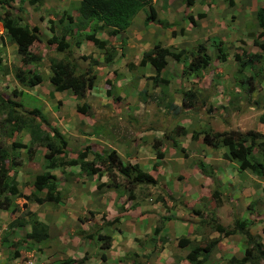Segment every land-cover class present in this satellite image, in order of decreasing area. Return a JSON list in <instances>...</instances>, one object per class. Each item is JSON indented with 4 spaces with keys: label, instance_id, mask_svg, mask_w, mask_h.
<instances>
[{
    "label": "rangeland",
    "instance_id": "obj_1",
    "mask_svg": "<svg viewBox=\"0 0 264 264\" xmlns=\"http://www.w3.org/2000/svg\"><path fill=\"white\" fill-rule=\"evenodd\" d=\"M21 1H24V3H20L19 5V0H0V12L7 9L8 11H11L13 15H17L21 24H26L29 26H33L34 24L42 25V23H44V20H46L45 24H58L57 18H60L61 16L63 19V23H65L67 22L65 19L69 18L72 21V17H76V4H74V2H71L74 0ZM183 1L184 0H176L175 5L168 6L169 11H166L167 0H156V2L154 3L156 17L151 24L145 27L141 24L142 18L139 17H143L146 10H140L133 17L131 21L132 25H130L126 31L124 30L125 32H122L116 38H107L105 36V38L109 40L108 43H112L116 48L115 50L117 52H120L122 56L109 64L106 69L98 70V72L96 73V75H98V78L96 80V84L92 88V91L97 90L98 86H100V88H107L108 91L105 94V97L109 96V98H111V104H115L116 106L114 108L110 107L109 111L117 116V119L112 118V120H109V122H103L105 123L104 128H101L105 130V142L110 147L125 146V144H129V142H131V145H135V143L137 142V140H135L136 138L129 139L130 136H133L134 130L138 133L137 138L141 140L142 144H144L145 139L144 137H141V133L151 130L152 132L158 131V133H163L162 138L156 141H151V152L155 148L160 151L162 148H165V151H167L166 148L169 147L171 152L173 150L172 142L174 141V137H178V131H176V128H178L180 124L186 123L188 125V127H186L187 130H185L186 132H188V135L185 139H183V142H181L182 146L180 144H174V147L176 149V152H174L175 157L178 158L180 162H182V159H184L183 162L187 165L189 164V168L185 170L187 173L183 174V171H181V169L172 166L170 163L169 166L171 167V169L167 170L165 176L160 177L155 175L157 185L149 186L151 188V191H148V188H146L144 185L135 186V188H138H134V200L137 205H139L140 202L144 201V193H146V196L148 197L152 193L159 191L161 192V188L159 187V185H161L162 181H166L165 188L169 192L171 191V188H174L176 186L174 185V183L177 185L180 183H192L189 178H192L193 175L196 176L197 171H199V169L193 168L194 163H196L197 160L201 161L199 155L202 156L203 161H208L209 158L218 156L219 151L218 154L216 153L217 150H210L212 151L210 152L208 149H206L208 147L204 146L200 141H198V138L192 140L190 138V134L192 132H197L199 130L207 128H210L214 132H221L224 130L227 131L231 130V128H243L244 130L241 132H245L248 130H258V114L252 108L253 103L262 104V109H264V59H261L260 62H254L250 69H246L244 71L245 78H252L251 87L255 89L250 94L249 98H244L242 96V93H240L239 99L235 98L233 100V104H227V100L236 85V63L234 61V55L239 56V58H246L249 56H254L256 54L261 56V50L258 46L264 44V29L259 28L255 20V11L260 5H257L255 0H249V2H247L246 4L247 8L244 7L241 13H237L235 8L232 6L231 0H195L190 7L181 5ZM240 1L243 4V0ZM234 5H237V3L234 2ZM32 6H35L36 10H32ZM160 6H163L164 8L160 9ZM177 7L179 8L178 11L175 10ZM17 9L20 10L21 13ZM186 9L191 12L190 14L193 18V23L191 25L188 24L187 16L185 15ZM166 14L168 17H165V19L163 15L165 16ZM161 24H166L167 28L161 27ZM57 31L58 29H56L55 32V34H57L55 39L59 38L60 36V32L58 33ZM74 31L75 30L71 29L67 33L66 41L69 45V53H57L52 47V51L50 52L49 56L56 60L65 61V59H67L70 62H74V64L76 62L73 59L72 54H75L79 59L81 56L89 57L92 59L93 57L99 58V51L95 48H92V45L83 42V33H75ZM75 38L76 40H78V46L74 44ZM47 39L48 38H43V40L45 41ZM43 44L45 45L44 41ZM154 44H158L160 45V47L167 48L170 52L173 53H177L179 51L183 52L178 62L174 61L170 57L166 58L165 68L162 73L159 74V78L165 80V82H158L155 86L152 85L151 81L149 80V77L153 75L152 70L148 67L147 69L141 70L137 66V63L142 54L149 50ZM199 44L204 46L205 55L210 59V64L204 69H200V71L196 74L182 72L185 70V65L190 62L192 56L195 54L196 46ZM217 45H219L222 53L224 54L223 61L216 58L218 52L216 51ZM12 46L14 45L12 44V41H10L8 36L5 35L4 37L3 35V45L2 47L0 46V93H6L7 90L12 91L16 87L18 88V86L16 85L17 82L13 79L12 76L13 70L16 68L15 64L17 63V59L15 58L14 53L13 51H11L13 49L10 48ZM3 60L9 64L10 71H7V66L2 65ZM103 64L104 62H102L101 60V65ZM75 66V73H80L81 71L77 67V64H75ZM95 70L96 69H94V71ZM41 77V87L39 86L36 88L28 89L25 93L22 94V99H29V101H31L37 108L39 105V98H37L35 95L36 90H40L42 88H45L46 86H50L48 83V79L44 77L43 74H41ZM238 78L239 77L237 76V80ZM1 90H4L5 92H2ZM141 90L144 91V95L142 96L138 94ZM187 90L193 91L197 96L196 100L192 103L193 107L189 110H185L183 109V107H181L178 112L174 111L173 113L167 110L165 104L167 102H171L172 104L175 103L176 106H179L181 103L182 93ZM10 97L11 93H9V98ZM210 97H212L214 104L217 103L216 108H211V105L208 102ZM120 99H122L123 101H119ZM154 99L157 100L158 104H155ZM225 101L226 105H221V102ZM144 104L145 107H141ZM22 105L24 107L26 106L25 103H22ZM16 111L17 113L21 114L20 112L22 111V109L19 110L18 108L16 109ZM24 113H26V111ZM80 115L81 114H79V116ZM3 119L4 110L0 108V143L2 144V146L9 152V145L11 142L26 144L28 142V139L24 131L16 132L12 135V137L6 136V133H8V129L7 124L2 122ZM113 120L116 121L113 122ZM94 125L95 124H93L90 128H86L81 123L76 126V129L79 132H83L84 130L96 132L97 127ZM66 128L69 129V127ZM30 147L32 149L34 148L33 151H38V148H36L37 144L31 143ZM109 149V147H106L105 150ZM96 150H98L97 147ZM14 155L17 156H14V161L16 162V160H20L21 165L23 162H26V164L30 162V159H27L30 156L26 154V150L24 149H16ZM120 157L122 160L124 156L121 154ZM127 157L128 161H126L124 164H128V162H131V157ZM136 158L137 157L134 156V162L137 161ZM141 159L143 160V162H146L147 158L144 154H142L138 158V161L140 162ZM151 162L148 161L147 164L143 163L144 166L142 167V170L148 171L144 167H148L151 169ZM41 164L42 159L41 157H39V159H37L35 163L30 162L28 166H26V168L22 169L32 170L35 173H38L40 172ZM95 168L98 171L94 172L93 174H96L98 172L104 173V170H102L98 163L95 164ZM160 170L164 172L162 166L159 171ZM178 170L181 171L179 172V174ZM156 171H158V169H155L154 172ZM112 172L115 178L114 182H116L117 185L122 186L123 179L121 178V176H119V174L114 170H112ZM205 173L207 174L208 170H204V174ZM182 174L183 178L180 182H178L175 178L177 175L179 176ZM91 175L92 174H90V176ZM104 177H106L107 184H112L110 177H108L106 173H104ZM246 183H249L253 186L254 189H256V183L250 182L249 179L246 181ZM143 187H145L144 191L143 189H141ZM100 188L101 187H99V189ZM155 194L160 197L159 193ZM132 197H134V194H132ZM215 199H217V197L213 198V196L207 198L203 197L201 199V202L203 203V206H205V208L204 210H200V215H197L199 224L198 231L202 233V238L204 239V243H199L201 244L200 247L205 246L206 243L209 242L208 237L214 234L212 233L213 230L210 225L201 223L199 221L203 219L204 221H208V223H212L213 219H211V217L214 218L216 212L215 208L212 209V204L216 205ZM155 201L156 199L154 200V202ZM177 202L180 201L173 200L171 204L179 205V203ZM225 202L228 205L229 209H231V202ZM257 203L258 202L256 201V199L253 198L251 200V203L249 205L250 214L254 213V208L256 206L259 207ZM16 205L18 209L16 213H11L7 210V215L4 214L0 218V264H27L28 262L32 263L35 262L36 259L41 258V254L43 252L47 254V263L45 264H64V262L68 260V264H82V262L87 258V256H84L83 251L81 250L82 246L80 249H78L77 246H63V248L69 255L68 259H65L59 254L54 256V254L58 251L57 246H48L49 242H44L42 244L30 242L25 237V221L20 219L22 217L24 219L26 217L25 210H29L27 209V206L26 209H22V207L20 206L21 201H18ZM124 205H128L126 200L121 201L119 208L120 211H123ZM43 206H49V204H44ZM199 206L200 205L198 204L197 207ZM243 210H245V208ZM259 212L260 213L257 212V214L262 215L264 213V209L260 208ZM232 216L233 209L231 213L229 211L227 214L226 209H224L220 213V221L216 220L215 218L214 219L218 221V223L220 222L222 226L228 228V226H231L230 220L232 219ZM15 218H19V222H22L20 223V227L14 229L18 230L16 232H14V230H12L10 226L11 221ZM79 218L81 220L83 216H80ZM24 220H27V217ZM253 222L257 223L255 221V218L254 220L250 221V224ZM101 227V231H98L99 228H97V226H93L91 228L89 227L90 229L88 228L86 233L79 234L78 232H76L75 235H77L78 237H84V240H86V235H90L91 238L93 234L92 244L98 246V242L100 243V241L97 240L98 233L105 234L107 231L108 237L110 236V234L117 233L115 229H106L105 225ZM142 227H146V225H141L140 228ZM181 230L184 231V228L181 227ZM245 230H248L247 226ZM88 232H90L91 234ZM128 234L129 232L127 231H121L119 235L121 237H126ZM235 234L237 235L238 233L235 232ZM250 234H252V236H250L252 240L255 242L258 241L260 248L264 249V246H262L260 243L261 240L264 239V236L262 235L263 233L261 231L251 229ZM256 236L258 237L256 239L257 241L255 240ZM237 237L238 238L234 237V240H239L240 242L245 243V237L242 234H240L239 236L237 235ZM222 239L223 237L220 236H218L217 238L218 241H221ZM224 239V241L215 246L214 252L208 262L230 264L228 260L231 257H234L236 259L241 258V256H237V246H226V241L231 242L233 238ZM84 240L83 242H86ZM92 244H90V246H92ZM139 245L145 246L142 245V243ZM231 245H233V243H231ZM69 250L71 251L69 252ZM72 250L75 252L72 253ZM73 256H77L78 259L72 260L71 257ZM144 256V254L141 255L142 258L139 262L140 264H145V260L147 258ZM132 258L133 257L130 256L127 260H131ZM257 264H264V260H257Z\"/></svg>",
    "mask_w": 264,
    "mask_h": 264
},
{
    "label": "crops",
    "instance_id": "obj_2",
    "mask_svg": "<svg viewBox=\"0 0 264 264\" xmlns=\"http://www.w3.org/2000/svg\"><path fill=\"white\" fill-rule=\"evenodd\" d=\"M80 0H74L71 2H74L76 4L75 10L77 11L78 5ZM195 0H190V4L187 7H190L191 4H193ZM232 6L235 8L237 13H241L242 10L246 7L247 2L249 0H243V4L240 0H231ZM238 1V2H236ZM263 0H256L257 5H261ZM156 0H151V6L154 8V3ZM234 2L237 3V5H234ZM24 3V2H23ZM176 3V0H167L166 6L168 10V6L172 5L174 6ZM260 3V4H259ZM181 5H184V2L181 3ZM180 6V5H179ZM178 6V7H179ZM185 6V5H184ZM176 8L175 10L178 11L179 8ZM163 6H160V9H163ZM32 10H36L35 6H32ZM186 16L191 15L189 10H185ZM21 13V11H20ZM77 15V12H76ZM163 17H168L167 14ZM192 17V16H191ZM76 17H72V22L75 21ZM141 19V24L143 21V17H139ZM59 18H57L58 20ZM166 19V18H165ZM42 23V25L34 24L40 34V38L42 39L41 42L33 41L29 47V52L39 55L40 60L36 64H26L23 65L19 61V56L16 54L15 51V45L10 47L11 51H13L15 58L17 59V63L15 64L16 68H19L23 72L26 71H32L35 74H38L41 77V74L44 75L47 79L50 77V71H49V60L53 59L50 57V52L52 51L51 47H47L43 44V38H56L57 34H55L56 29H58V33L60 32V35L62 33V24H45ZM40 22V20H39ZM132 25V24H130ZM2 28V27H1ZM129 28V27H128ZM1 30L0 39L2 42H0V46L3 45V35L5 37V33L3 29ZM71 30V29H70ZM69 30V31H70ZM127 30V29H126ZM125 30V31H126ZM68 31V32H69ZM123 31V32H125ZM75 33H78L77 31H74ZM87 32V31H86ZM86 32H83V42H86L90 45L92 43L90 42L89 38L85 36ZM122 32H120L117 36H108L105 34V32H98L94 36L99 40L109 41L107 38L109 37H118ZM59 35V34H58ZM43 37V38H42ZM65 39L67 40V34L65 35ZM0 40V41H1ZM76 41V38H75ZM74 41V42H75ZM79 44L77 43L76 46ZM46 46V47H45ZM93 46V45H92ZM91 46V47H92ZM110 46L114 49L115 46L110 43ZM94 48V47H92ZM96 49V48H95ZM99 51V58L93 57V60L96 59L97 66L94 68L96 69L93 72L95 73V79L93 86L96 84V80L98 78V75L96 73L98 70L106 69L109 64H111L113 61L121 57L122 55L120 52H117V55L111 60L110 62H104L103 65H101V60L103 59V52L102 50L96 49ZM148 51V50H147ZM73 59L75 60V64H77V67L80 69L81 72H85L88 69V61H83L81 58L79 59L75 54H72ZM141 58V57H140ZM140 60V59H139ZM103 62V60H102ZM3 66H7V71H10V66L8 63H6L4 60L2 61ZM138 66V65H137ZM150 68L153 73V69L150 66H143L139 67V69L144 70ZM15 68V69H16ZM6 69V68H3ZM13 76V75H12ZM153 76V75H152ZM14 79V78H13ZM42 81V77H41ZM49 85L45 88H42L40 90H36V97L39 98V105L38 108L34 106V104L29 101L27 98L22 99V94L25 93L28 89L41 87V82L33 87H23L16 83L18 88L16 87V91L14 90H7L6 93H0V97L5 100L10 99L13 102L19 103V110L22 109L20 112L23 114L25 111H29L32 108H35L39 110V113L43 120L45 121L46 125L41 124V129L44 132H47L48 129H53L57 131V133L64 139L65 141V147L64 152H66L68 158H74L75 154L78 151H81L85 148H89L90 152H97L101 154V150L104 151L106 147H109L110 149L114 150L115 153L118 155V157L121 160V154L124 156L121 160V162L124 164L126 161H128V157H131V162L128 164H137L140 169L144 166V164H147L148 161H152L150 163V168L144 167L148 171H144L153 178L157 176H165L167 170H170L171 167L169 164L171 163L172 166L178 167L183 171V174L187 173L185 170L189 168V164H185L183 162L184 159H182V162L179 161L178 158L175 157V147L173 146V150L170 152V147L166 148L167 151H165V148L161 149L162 158L161 159H155L153 156V151L151 152V141L158 140L162 138L163 133L156 131L152 132L151 130H148L144 133H141V137H144L145 143L142 144L141 140L137 138V132L134 130L133 136H130L129 139L136 138L137 142L135 145L125 144V146H114L110 147L106 144V135L105 130L101 129L104 128L103 122L109 120H112V118L117 119V116H115L111 111H109V108L116 107L115 104H111V98L105 97V94L107 93V88H100L98 86L97 90H93L92 88L87 92L85 98L82 101H77L73 97V93L71 90L67 89L61 92H57L54 90L53 86L48 80ZM234 90L238 93H240V89L237 87H234ZM2 92H5L4 90H1ZM15 92V95H13L11 92ZM9 93H11V97L9 98ZM4 94V95H1ZM6 94V95H5ZM5 97V98H4ZM28 101V102H25ZM119 101H123L120 99ZM208 102L211 105V108H216L217 103L214 104L212 97L209 98ZM22 103H25V107L22 105ZM84 103L87 108L83 114L79 116V114L76 112V106L81 105ZM222 105H226L225 102H221ZM219 105V104H218ZM173 106H176L175 103H173ZM137 107V106H136ZM141 107H145V104ZM17 108V109H18ZM256 113L259 115L264 109L262 104L253 103L252 107ZM177 109H173L170 111L173 113ZM259 110V111H258ZM130 112V111H129ZM110 113V114H109ZM132 116V115H131ZM125 117V116H123ZM116 120H113L115 122ZM83 124L84 127L90 128L93 124L97 127L96 132H91L90 130L79 132L76 129V126L79 124ZM102 123V125H101ZM258 123V122H257ZM93 126V127H94ZM258 130H253L256 133L264 135V126L261 124H257ZM256 126V128H257ZM66 127H69L67 129ZM179 127H182L184 130H187L186 127L188 125L186 123L180 124ZM231 130H237V131H243V128H231ZM110 131V130H108ZM160 134V136H159ZM188 135V132L186 135L181 137H174V144H181L183 142V139L186 138ZM29 140L28 135L26 136ZM181 138V139H180ZM200 140V137L198 138ZM27 140V141H28ZM182 140V141H181ZM96 147L98 150H96ZM209 151L211 149L206 148ZM36 151V150H35ZM41 151V152H40ZM219 151V154H218ZM212 152V151H210ZM216 152V151H215ZM224 152L223 148L217 149L218 156H214L213 158H209L208 161H203V158L201 155L200 159L201 161H196L194 163L193 168H197L199 164L203 166L202 170H208L207 174H203L200 171H197L196 176H192V178H189L191 182L193 183H180L175 184L174 188H171V191H167L165 188L166 181H162L161 185L159 187L161 188V192H155L159 193L160 198H157V194L152 193L150 196H146V193H144V201L140 202L139 205L135 202V188L132 192L134 194V197L131 200H127L126 193L122 186L117 185V187H114L113 184H107L106 183V177H104V173H99L100 177H97L98 174L89 173L88 175L86 172H81L79 170L78 166H64V167H55L53 169L49 170V173L54 175L56 178V185H57V191L59 192V201L56 204L53 203H44L49 204V206H43L42 205H36L34 203H26L22 199H16L14 201V204H17L18 201H21L22 203H25L27 206V209L29 212L33 213L37 220H39L41 223H43L47 228V239L45 241L39 242H49L48 246H57V252L54 254L61 255L65 259H68L69 255L67 254V251L63 248V246H77L78 249L81 248L83 251L84 256H87V258L82 262V264H140L141 261V255H145L147 259L145 260V264H190L186 260V255L189 252L191 248L194 246H200L199 243H204V239L202 238V233L198 231L199 224H198V216L197 214H192L190 210H199L198 215L201 214L200 210H204L205 206H203V203L201 202V199L203 197H211L212 192L216 191L218 194L215 195L217 199H215V204H212V209L215 208L216 212L214 215V218L216 220L221 219L220 213L222 210L226 209V214L230 211L232 212L233 209V216L230 220L231 228L233 226V220L237 218V220H249L252 221L255 218V221L257 223H249L247 225V232L250 234V230H258L261 231L264 236V213L262 215L257 214L260 213L259 209H264V178L263 177H257L254 176L249 170H243L242 172H239L237 170V166L229 161H226L221 158L222 153ZM42 153V155H41ZM43 153H45V149L42 147H38V151H36L31 159V163H35L39 157L43 156ZM74 154V155H73ZM144 154L146 159V162L138 161V158ZM134 156H136L137 161L134 162ZM92 159V156L88 153L86 160L90 161ZM154 159V160H153ZM130 161V159H129ZM29 162V163H30ZM26 162H23L22 165L15 167V181L17 182V188L20 191L21 194L28 195L32 191L31 182L34 175L38 174L35 173L32 170H23L22 168H26L28 164ZM184 163V164H182ZM21 164V163H20ZM43 164V160H42ZM41 164V165H42ZM163 168L164 172L159 169ZM166 168V169H165ZM208 168V169H205ZM155 169H158V171L154 172ZM198 169V168H197ZM143 171V170H142ZM178 170L179 172H181ZM41 172V168H40ZM90 174H92L90 176ZM182 175H177L176 180L180 182L183 178ZM96 175V176H95ZM192 175V174H191ZM97 178V179H96ZM105 178V179H104ZM250 180V182L256 183V189L253 188L252 185L249 183H246L247 180ZM157 185V184H156ZM155 185V186H156ZM146 188H148V191H151V188L149 185H144ZM99 187H101L99 189ZM145 187L141 188L145 189ZM256 199L258 202L259 207L254 208V213L250 214V211L247 210V206L250 205L252 199ZM156 201L154 202V200ZM248 199V200H247ZM127 201V204L123 206V211H120V203L121 201ZM173 200L180 201L179 205H172L171 202ZM225 201L231 202V209H229L228 205ZM136 203V205H135ZM170 204V205H168ZM200 205L197 207V205ZM20 205V206H21ZM245 208V210H243ZM7 215V212L0 211V218L3 215ZM80 216H83V218L80 220ZM235 217V218H234ZM23 218V217H22ZM26 218V217H25ZM24 218V219H25ZM113 218H117V221L112 224H107V222H110L113 220ZM213 217L211 219L215 220ZM12 219V218H11ZM10 219V220H11ZM85 220V221H83ZM218 223V221H216ZM220 224V222L218 223ZM105 225L106 229L109 228L110 230H116L117 233L110 234L109 236V243L108 248L103 249L101 248L102 241L100 243L98 242V246L92 244V237H88V239L84 240L83 237H78L75 235L76 232H86L88 228L97 226L99 228L98 231L102 230V227ZM141 225H146V227L140 228ZM221 225V224H220ZM222 226V225H221ZM181 227L184 228V231L181 230ZM225 229H231L229 226L224 227ZM89 228V229H90ZM13 229V227H11ZM25 233H29L30 227L29 224H25ZM18 230H14L16 232ZM121 231H127L129 234L126 237H121L119 234ZM90 233V232H88ZM212 236H209V242L216 240L217 243L209 250L206 258V264H218L217 262H208L210 257L212 256L214 252V248L217 244L224 241V238H233V240L226 241V246H237L236 247V253L237 256L242 257V251L245 246L244 242H240L239 240H234V237L238 238L240 234H232L229 236H222L219 235L216 232ZM91 234V233H90ZM99 235L107 236V231L105 234ZM218 234V235H217ZM218 236L223 237V239L220 241L217 240ZM252 236V234H250ZM53 237V238H52ZM216 238V239H215ZM258 237L256 236L255 240ZM86 241V242H83ZM257 241V240H256ZM208 242V243H209ZM230 242V243H229ZM235 242V243H234ZM145 245L140 246L139 244ZM233 243V245H231ZM259 244V242L257 241ZM261 245L264 246V239L261 240ZM92 244V246H90ZM222 245V244H221ZM250 247V246H249ZM52 251V250H51ZM71 250H69L70 252ZM75 251L72 250V253ZM130 254V255H129ZM77 255V254H76ZM104 257V260L100 259V256ZM130 256L133 258L131 260H127ZM47 254L43 252L41 254V258H39L41 261L46 262ZM234 258V257H231ZM230 258V259H231ZM71 259H78L77 256L71 257ZM200 259V257H198ZM229 259V260H230ZM240 259V258H239ZM228 260V262H229ZM257 260H259L257 258ZM256 260V261H257ZM262 260V259H261ZM135 261V262H134ZM77 262V261H76ZM47 263V262H46ZM249 264V263H246ZM257 264V262H256Z\"/></svg>",
    "mask_w": 264,
    "mask_h": 264
},
{
    "label": "trees",
    "instance_id": "obj_3",
    "mask_svg": "<svg viewBox=\"0 0 264 264\" xmlns=\"http://www.w3.org/2000/svg\"><path fill=\"white\" fill-rule=\"evenodd\" d=\"M183 2L186 7L190 4V0H184ZM143 8L147 9V14H145L143 19V25L147 26L154 19V11L150 5V0H80L75 21L72 22L68 18L65 19L67 22L63 23L61 16L58 19V23L63 24L61 35L57 39H47L44 43L46 46L53 47L54 51L57 53H69V45L65 40V35L68 31L70 29L81 33L87 31L85 36L89 38L93 47L102 50L103 62H110L117 55V51L111 47L107 41L99 40L94 35L98 32H105L108 36H117L130 25L133 17ZM187 20L189 25L193 23L191 15L187 16ZM255 20L257 26L264 29V0L261 7L257 8L255 11ZM0 24L5 35L15 44L16 54L19 56V61L23 65L30 63L36 64L39 62L40 56L28 50L29 45L33 41H42L35 26L20 24L17 18L12 16L7 9L0 12ZM161 27L167 28L166 24H161ZM0 42H2V40ZM75 44H77V42H75ZM258 47L261 50V56L256 54L246 58H239V56L234 55V61L236 63L235 84H237L240 89L244 90L245 94H249V87H247V89L244 88L251 85L252 78H245L244 71L250 69L254 62H260L261 59H264V44ZM216 51H218L216 58L223 61L224 54L219 45H217ZM182 54V51L173 53L167 48L154 44L151 49L142 54L137 65L139 67L147 65L153 69L154 74L149 77V80L152 85L155 86L158 82H165V80L159 78V74L162 73L165 68L166 58L170 57L178 62ZM80 58L83 61H88V69L81 73H75L76 66L74 62H70L67 59H65V61L55 59L49 60L50 77L48 79L54 90L61 92L69 89L72 91L73 97L77 101L83 100L87 91L93 87L95 73L92 69L97 66V61L89 57L81 56ZM209 60L208 56L205 55L204 46L199 44L196 46L195 54L192 56L190 62L185 65V70L182 72L196 74L200 69H204L210 64ZM237 76L239 77L238 80ZM13 78L23 87H33L41 82V77L38 74L29 70L23 72L19 68L13 70ZM11 93L15 95L14 91ZM138 94L142 96L144 95V91L141 90ZM236 97V94L230 95L228 104H231V100ZM196 98L197 96L193 91L187 90L182 93L181 104L178 108L173 106L171 102H167L165 106L169 111L173 109L178 110L180 107L190 109L192 108V102H194ZM154 101L155 104H158L157 100L154 99ZM19 105V103L13 102L10 99L3 100L0 97V108L4 110V119L2 122L7 124L8 129L6 136L12 137L16 132L24 131L29 137L26 144L11 142L9 145V152L0 143V211L8 210L11 213H16L18 211L17 205L14 204L16 199H23L26 203H34L36 205L58 203L59 192L57 191L56 178L49 173V170L55 167L78 166L81 172H86L88 175L89 173L98 171L95 168V164L98 163L102 170H104V173L110 177L114 187H117L112 172V170H114L123 179L122 188L127 192L128 199L133 198L132 191L135 186L156 185L157 181L155 178L142 171L137 164H123L112 149L104 150L100 154L97 152H90L89 148H85L78 151L74 158H68L66 152H64L65 141L57 131L48 129L47 132H44L41 129V124L46 125V123L41 117L39 110L32 108L26 111V113L19 114L16 111ZM86 108L87 106L82 103L76 106V112L78 114H83ZM258 122L264 125V113L258 117ZM176 131H178L177 136H184L187 134L182 127L176 128ZM200 135L202 144L211 150H216L219 147L223 148L224 152L222 153V158L234 163L239 172L249 170L253 175L264 178V136L252 131H247L246 133L237 131L216 133L207 128L192 132L190 138L194 140ZM31 143L37 144V147L44 148L45 153L42 156L43 164L41 165V172L34 175L32 178V191L28 195H24L21 194L17 188L14 173L15 167L21 165L20 160H16L15 162L13 158L16 149L26 150V154L31 157L33 154V149L30 147ZM154 150L155 158L160 159L162 157L161 152L156 148ZM253 151H257L258 153L253 154ZM88 153L92 156L90 161L86 160ZM197 168L204 174L201 164H199ZM96 174H98L97 177L101 176L99 172ZM217 194L218 193L214 191L211 196L216 198L215 195ZM21 207L22 209H26V204L23 203ZM249 207L250 206H247V210H249ZM25 211L27 220L20 218L30 226V231L26 233L25 237L33 243L45 241L48 237L46 226L38 221L33 213L27 210ZM190 212L193 215H198L199 210H190ZM19 221V218L13 219L10 226L14 228L20 227V223L22 222ZM112 221L116 222L117 218H114ZM199 222L210 225L214 232L222 236H229L237 232L245 237L242 257L240 259L231 258L229 260L230 264H256L257 258L264 260V249L260 248V245L253 241L245 230L246 226L250 223L249 220H237V218H235L231 230H226L220 224L214 222V220H212V223H208V221H204L203 219ZM97 239L102 241L101 248L106 249L109 247L108 236L98 235ZM216 243L217 241L213 240L209 243L207 242L203 247L198 245L194 246L187 253L185 257L186 260L190 264H206L207 254ZM198 257H200V259H198ZM100 259L104 260V257L101 255ZM68 261H65L64 264H68Z\"/></svg>",
    "mask_w": 264,
    "mask_h": 264
},
{
    "label": "clouds",
    "instance_id": "obj_4",
    "mask_svg": "<svg viewBox=\"0 0 264 264\" xmlns=\"http://www.w3.org/2000/svg\"><path fill=\"white\" fill-rule=\"evenodd\" d=\"M255 1H256V0H255ZM23 2H24V1L19 0V5H20V3L22 4ZM262 2H263V1H262ZM150 5H151V0H150ZM261 5H262V3H261ZM261 5H260L259 7H261ZM151 7H152V6H151ZM259 7H258V8H259ZM18 9H19V8H18ZM18 9H17V10H18ZM152 9H153V11H154V18H155V17H156V13H155L156 11H155V8L152 7ZM141 10H146V12L144 13V16H145V14H147V9H146V8H143V9H141ZM18 11L20 12V10H18ZM139 11H140V10H139ZM139 11H138V12H139ZM9 12H10V14H11L12 16H14L15 18H17V20L19 21V18L17 17V15H13V13H12L11 11H9ZM138 12H137V13H138ZM18 14H19V13H18ZM144 16H143V19H144ZM191 16H192V15H191ZM131 21H132V20H131ZM153 21H154V19L151 21V23H152ZM19 22H20V21H19ZM57 22H58V20H57ZM151 23H149V24H151ZM159 23H160V22H159ZM20 24H21V22H20ZM59 24H60V23H59ZM130 24H131V22H130ZM149 24H148V25H149ZM22 25H24V24H22ZM25 25H26V24H25ZM62 25H63V24H62ZM142 25H143V21H142ZM148 25H147V26H148ZM28 26H29V25H28ZM129 26H130V25H129ZM129 26H128V27H129ZM143 26H144V25H143ZM0 27H2L1 24H0ZM128 27H127V28H128ZM144 27H145V26H144ZM127 28H126V29H127ZM1 29H2V28H1ZM126 29H125V30H126ZM77 32H78V31H77ZM4 33H5V32H4ZM39 35H40V34H39ZM65 40H66V39H65ZM66 42H67V41H66ZM75 42L78 43V40H76ZM75 42H74V44H75ZM12 44L15 45L14 43H12ZM47 47H49V46H47ZM51 48H52V47H51ZM151 48H152V47H151ZM151 48H150V49H151ZM146 52H147V51H146ZM91 59H92V58H91ZM55 60H56V59H55ZM80 73H81V72H80ZM48 80H49V79H48ZM235 87L239 88V87L237 86V84L235 85ZM247 87H249V94H245V93H244V90H242V89H240V88H239V89H240V93H242V96H243L244 98L246 97V98L248 99L249 96H250V94H251L255 89L252 88L251 85H250V86H246L244 89H247ZM234 91H235V90H233V92H231V95H232V94H236V95H237L236 99H239V98H240V95H239L240 93H238V92H234ZM87 92H88V91H87ZM86 94H87V93H86ZM86 94H85V96H86ZM84 98H85V97H84ZM234 99H235V98H234ZM234 99L231 100V101H232L231 104H233V100H234ZM78 101H82V100H78ZM229 101H230V97H229L228 100H227V104H228ZM192 103H193V102H192ZM180 104H181V103H180ZM231 104L229 103L228 105H231ZM221 105H222V104H221ZM179 106H180V105H179ZM179 106H176V108H178ZM223 106H225V105H223ZM192 107H193V105H192ZM252 107H253V106H252ZM180 108H181V107H180ZM180 108H179V109H180ZM179 109L176 110V111L178 112ZM183 109H185V110H189V109H186V107H183ZM190 109H191V108H190ZM262 113H264V110H263V111L257 116V122H258V117H259ZM258 123H259V122H258ZM259 124H260V123H259ZM261 125H262V124H261ZM263 126H264V125H263ZM209 129H210V128H209ZM210 130H211V129H210ZM211 131H212V130H211ZM227 131H237V130H227ZM227 131L224 130V131H221V132H227ZM248 131H252V132H254L253 130H248ZM212 132H214V131H212ZM221 132H216V133H221ZM237 132H240V131H237ZM246 132H247V131H245V132H240V133H246ZM254 133H256V132H254ZM257 134H259V133H257ZM26 135H27V133H26ZM260 135H262V134H260ZM262 136H264V135H262ZM199 137H200V140H201V135H200ZM199 137H197V138H199ZM201 143H202V141H201ZM173 146H174V143L172 142V147H173ZM36 148H38V147H36ZM219 148H221V147H219ZM219 148H218V149H219ZM33 149H34V148H33ZM209 149H210V148H209ZM216 150H217V149H216ZM158 151L161 152L160 150H158ZM34 152H35V151H33V154H34ZM153 152H154V153H153V156H154V158H155V150H153ZM254 153L257 154L258 152H257V151H253V154H254ZM33 154H32V155H33ZM43 154H44V153H43ZM161 154H162V153H161ZM256 154H255V155H256ZM32 155H31V157H32ZM31 157H29V158H27V159H31ZM161 158H162V157H161ZM161 158H160V159H161ZM221 158H222V155H221ZM155 159H157V158H155ZM222 159H223V158H222ZM135 164H136V163H135ZM254 176H255V175H254ZM151 177H152V176H151ZM155 179H156V178H155ZM137 186H138V185H137ZM123 189H124V188H123ZM133 190H134V189H133ZM124 191H125V189H124ZM132 192H133V191H132ZM126 198H127V193H126ZM157 198H160V197L158 196V197H156V199H157ZM22 200H23V199H22ZM127 200H131V199H128V198H127ZM171 201H172V200H171ZM5 212H6V211H5ZM113 219H114V218H113ZM38 221H39V220H38ZM112 223H115V222H113V221L107 222V224H109V225L112 224ZM25 224H27V223H25ZM24 226H25V225H24ZM29 227H30V226H29ZM16 228H17V227H15V228L13 227L12 230H14V229H16ZM78 233H79V234H80V233L82 234V233H86V232L78 231ZM25 234H26V233H25ZM85 235H86V234H85ZM98 235H99V234H97V236H98ZM80 236H83V235H80ZM86 236H87V237H86ZM86 236H85L86 239H88V237H90V235H86ZM83 238H84V237H83ZM97 240H98V239H97ZM17 258H18V257H17ZM14 259H16V258H14ZM33 263H34V264H45L46 262H45V261H41L40 259H36L35 262H33Z\"/></svg>",
    "mask_w": 264,
    "mask_h": 264
},
{
    "label": "built area",
    "instance_id": "obj_5",
    "mask_svg": "<svg viewBox=\"0 0 264 264\" xmlns=\"http://www.w3.org/2000/svg\"><path fill=\"white\" fill-rule=\"evenodd\" d=\"M33 263V262H32ZM31 262H28L27 264H32ZM16 264H19V263H16ZM34 264V263H33Z\"/></svg>",
    "mask_w": 264,
    "mask_h": 264
}]
</instances>
